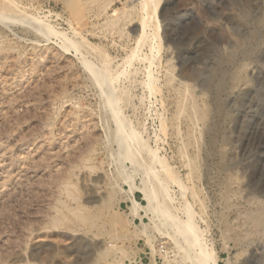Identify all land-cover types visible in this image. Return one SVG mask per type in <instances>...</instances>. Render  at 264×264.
I'll return each mask as SVG.
<instances>
[{
    "label": "rangeland",
    "instance_id": "1",
    "mask_svg": "<svg viewBox=\"0 0 264 264\" xmlns=\"http://www.w3.org/2000/svg\"><path fill=\"white\" fill-rule=\"evenodd\" d=\"M146 2L0 0V264H264V0Z\"/></svg>",
    "mask_w": 264,
    "mask_h": 264
},
{
    "label": "bare ground",
    "instance_id": "2",
    "mask_svg": "<svg viewBox=\"0 0 264 264\" xmlns=\"http://www.w3.org/2000/svg\"><path fill=\"white\" fill-rule=\"evenodd\" d=\"M146 1H151V0H145V7L148 8V3ZM150 5V4H149ZM257 222V221H256ZM262 222V221H261ZM66 236V235H65Z\"/></svg>",
    "mask_w": 264,
    "mask_h": 264
}]
</instances>
